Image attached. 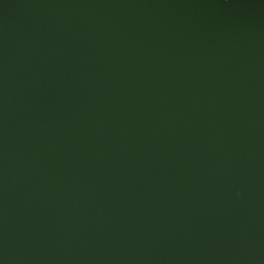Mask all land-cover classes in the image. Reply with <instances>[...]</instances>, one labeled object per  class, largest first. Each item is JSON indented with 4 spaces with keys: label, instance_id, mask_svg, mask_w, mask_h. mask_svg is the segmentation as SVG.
<instances>
[{
    "label": "water",
    "instance_id": "1",
    "mask_svg": "<svg viewBox=\"0 0 264 264\" xmlns=\"http://www.w3.org/2000/svg\"><path fill=\"white\" fill-rule=\"evenodd\" d=\"M0 264H264V0H0Z\"/></svg>",
    "mask_w": 264,
    "mask_h": 264
}]
</instances>
